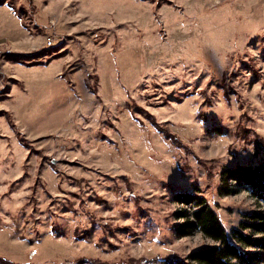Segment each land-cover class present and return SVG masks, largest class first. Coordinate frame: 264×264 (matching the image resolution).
Masks as SVG:
<instances>
[{
  "label": "rangeland",
  "instance_id": "1",
  "mask_svg": "<svg viewBox=\"0 0 264 264\" xmlns=\"http://www.w3.org/2000/svg\"><path fill=\"white\" fill-rule=\"evenodd\" d=\"M263 163L264 0H0V257L186 260L196 187L264 264L232 236L264 245V201L221 176Z\"/></svg>",
  "mask_w": 264,
  "mask_h": 264
},
{
  "label": "trees",
  "instance_id": "2",
  "mask_svg": "<svg viewBox=\"0 0 264 264\" xmlns=\"http://www.w3.org/2000/svg\"><path fill=\"white\" fill-rule=\"evenodd\" d=\"M154 124L166 139L177 145L176 137H172L166 129L161 128L156 123ZM221 176L224 185H226V187H223L226 194L231 192L227 189L228 181L234 180L251 188L252 194L264 201V163L256 167L239 164L233 169H225ZM199 194H201V191L196 187L192 191L175 193L174 201L191 208V210L188 211L185 208L174 213L175 220L181 221L174 226V230L179 238L201 233L215 244L191 253L186 260L171 256L156 259L157 264H258V258L253 253L246 252L244 249L237 247L236 243L230 241V236L221 224L217 214ZM246 216L250 217V221L242 222L241 228L249 226L256 228L258 231H264V215L257 213L256 215ZM255 220L262 222V225L256 224ZM232 236L234 241L244 244L245 247L258 245L260 248H264L262 243L251 241L240 230H235ZM0 264L13 263L4 257H0Z\"/></svg>",
  "mask_w": 264,
  "mask_h": 264
}]
</instances>
